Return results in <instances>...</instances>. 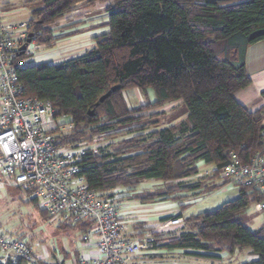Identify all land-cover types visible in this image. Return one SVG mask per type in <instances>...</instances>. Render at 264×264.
<instances>
[{"label": "trees", "instance_id": "trees-1", "mask_svg": "<svg viewBox=\"0 0 264 264\" xmlns=\"http://www.w3.org/2000/svg\"><path fill=\"white\" fill-rule=\"evenodd\" d=\"M79 3L107 4L102 27L108 30L94 38L95 46L61 64L28 65L18 74L25 96L50 100L55 117H67L74 125L66 144L135 127L133 138L115 151L86 148L80 176L90 189L101 194L117 188L136 191L144 180L160 181L164 190L135 199L172 201L183 211L188 194L200 197L227 184L209 188L203 181L220 177L232 154L243 163L259 152L264 155V105L250 111L235 97L252 83L246 55L250 46L264 42V0H40L28 27L33 42L55 43L54 27ZM30 57L22 53L19 60ZM129 89H152L157 99L130 109L124 97ZM176 102L186 106V118L143 138L146 128L136 125L164 115L157 111ZM201 162L217 172L187 182L199 175ZM237 187L238 198L214 211L176 216L183 218L178 234L162 237L151 231L156 247L191 250L202 259L250 249L258 259L246 264H264L263 230L251 231L239 218L251 204L259 207L261 195L251 186ZM67 224L83 233L91 227ZM17 264L27 263L20 259Z\"/></svg>", "mask_w": 264, "mask_h": 264}, {"label": "built area", "instance_id": "built-area-1", "mask_svg": "<svg viewBox=\"0 0 264 264\" xmlns=\"http://www.w3.org/2000/svg\"><path fill=\"white\" fill-rule=\"evenodd\" d=\"M29 22L9 20L0 15V189L30 192L39 207L61 222L91 224L82 241L96 255L83 256L76 264H143L138 256L156 251L153 233L127 236V228L115 201L89 188L80 176L86 148L63 149L55 145L58 130H72V123L55 117L48 99L27 97L18 71L27 60H19L27 42ZM32 44V43H31ZM31 44L24 54H31ZM217 172L212 168L210 173ZM209 174V173H208ZM224 186H251L261 195L264 212V155L259 152L247 163L232 154L231 163L220 172ZM223 187V188H224ZM172 220L169 225H177ZM264 233V226L262 228ZM41 264L33 247L24 239L0 232V264Z\"/></svg>", "mask_w": 264, "mask_h": 264}, {"label": "rangeland", "instance_id": "rangeland-1", "mask_svg": "<svg viewBox=\"0 0 264 264\" xmlns=\"http://www.w3.org/2000/svg\"><path fill=\"white\" fill-rule=\"evenodd\" d=\"M33 1L36 2L37 0ZM106 6L107 4H101L100 9L95 12L96 18L102 23H104L107 19ZM74 8V10L81 9L77 6H75ZM81 12L84 13V11L82 10ZM75 16L76 15L71 14L65 19H73L75 18ZM44 51L45 50L42 49L33 51L34 59L31 63H42L38 62V58ZM135 92L136 89H129L126 91V96L128 100H130V103L133 105V107H138L139 104L137 103V101L135 102V98L132 97L134 96ZM140 92L142 94L144 104L152 103L157 99L156 94L152 89H148L145 93L143 91ZM164 108H168V106H165ZM186 112V106L181 104L175 109H167L164 115L150 117V119H146L136 126L137 128H140V126L142 125L144 128H147L143 138L149 137L151 132L158 130V125H160L161 127H166L167 125L171 124L173 120L181 117ZM155 122H158V124L155 125ZM120 129L121 132L118 134L96 135L92 136L91 138L87 137L85 140L79 139L76 141H72L70 142V144H66L65 141L66 137L70 138L72 130H58L54 134V141L56 147L66 150L88 148L96 150L97 152L107 153L117 150L116 148L123 145L126 140L132 139L134 136L132 131L136 130L135 127ZM140 138L142 137H136V139ZM149 139L151 140V138ZM211 176L212 173H209L204 175L203 178ZM198 180L199 178L196 180H188L187 182H196ZM221 182L222 180L220 177H214L212 179L203 181V184L209 186V188H212L213 186L218 185ZM164 188L165 185L160 181L144 180L138 186L136 190L138 194L136 195L157 193L161 190H164ZM117 189L119 190V192L116 193V195H125L130 192L129 189L125 188ZM117 189L113 191H116ZM113 191H109L108 195H103V197L113 198L115 196ZM238 196L239 189L236 186L217 189L211 194H202L199 197V201H196L194 204L187 206V208L183 210L182 213L184 218H187L191 215H197L203 212H211L221 207L225 202L236 200ZM188 197L189 199L185 201L187 202V204L195 200V197L196 199H198L196 195L188 194ZM120 198L126 199L125 197ZM33 199L34 198L32 195L26 194L24 191L17 188L0 189V232L27 241L33 247L35 256H43V259H41L42 262L48 264H60L63 262V264H76L80 257H75V255L77 254V250L81 252H86V250H89L87 244L82 241L83 232L79 230V228L67 224V222H61L60 217H52L51 215H48L45 212L41 211L35 204ZM114 201H117V199H115ZM139 204L140 203H138V205ZM239 218L243 221L245 227L251 231L260 230L264 226V212L261 211L256 204H251L244 212L240 213ZM150 221L151 220H149L148 222L151 223ZM157 225H159V223ZM181 227H183V221L180 222V224L172 225L170 226V228L164 229V231H159L158 233L162 235V237H169L171 235L178 234L181 231ZM152 229L153 228H147L146 230L152 231ZM216 254L220 256V261H222V263L218 264H237L239 262H242V259H245L246 263H248V260L251 259L249 258L250 254H245V256H242L239 250L230 255L226 253ZM150 257H152L150 259L154 260L155 263L158 262V264H209L210 262L206 259L192 257V255H188V253H185L183 251H169L166 249H159L158 247L155 252L150 254Z\"/></svg>", "mask_w": 264, "mask_h": 264}, {"label": "crops", "instance_id": "crops-1", "mask_svg": "<svg viewBox=\"0 0 264 264\" xmlns=\"http://www.w3.org/2000/svg\"><path fill=\"white\" fill-rule=\"evenodd\" d=\"M39 3L40 0H37L36 2L33 0H0V15L9 20L30 22V20L33 18L32 13L37 9ZM100 5L101 4L90 6L86 3L77 4L76 6L80 7L81 9H76L71 13L72 15H76L75 18H67L69 20L63 19L58 23V25L54 27V36L58 38L55 43L47 46H39L36 45L35 42H32L30 46V48L32 49L30 54L31 57L26 59L28 62L27 66L43 63L58 65L68 59L81 56L86 51L92 49L95 46L94 38L96 36L102 35L103 33H106L108 30L107 27H102V22H100L96 18L95 12L100 9ZM81 10L84 11V13H82ZM38 49L45 50L38 58V62L42 63H31L34 59L33 51ZM246 68L252 80V83L246 89H243L235 94V97L237 101L244 105L247 109H249L250 111H256L264 105V42L256 43L248 48L246 55ZM124 97L128 107L130 109L135 108L130 103V100H128L126 92L124 93ZM132 97L135 98V102L137 101L139 106L145 105L140 90L136 89V92ZM180 105V102L172 103L167 105L168 108H163L158 111L166 113L167 109H175ZM186 116L187 113H184L181 117L176 118L172 121L171 124L167 125L166 127L180 123L186 118ZM61 121L64 123H68L69 118H62ZM158 127V129L165 128L161 127L160 125H158ZM143 134H145V132H143ZM199 168V175L190 177L186 181L203 178L204 175L212 171L211 166H206L202 162L199 164ZM118 192V189L116 191H113L115 196L111 199H117L115 203L119 210V215L127 228V236L129 237L140 236L142 234H145L146 231V233L151 232L146 230L147 228H153V232L164 231V229H168L170 228V226H172L169 225L170 221H183V218L174 219L179 214L183 215L178 203L172 201H155L154 203H142L139 200L135 199V196H137L136 194H138V192L136 191H130L125 195H116V193ZM102 195L107 196L108 192L105 194L103 193ZM120 197H125L126 199H121ZM197 198L198 199L195 198V200H193L191 203L187 204V202H185L182 204L188 206L192 205L196 201L200 200L199 197ZM138 203L140 204L138 205ZM149 220H151V223L148 222ZM158 223L159 225H157ZM239 251L242 256H245V254H250L249 258L251 259L248 260V262L256 261L258 259V256L253 254L250 249H242ZM185 253H188L189 255L195 254V252L191 250L185 251ZM200 254L205 255V253ZM94 255H96V252L93 249H89L88 251L86 250V252L77 250V254L75 255V257H93ZM209 256L210 258H206L207 261H210L209 264L222 263V261H220V256H218L216 253H211L209 254ZM39 258L43 259V256ZM150 258H152L150 257V255H141L137 257L138 261L143 264H158V262L155 263L154 260ZM245 263V259H242V262H239L237 264Z\"/></svg>", "mask_w": 264, "mask_h": 264}, {"label": "water", "instance_id": "water-1", "mask_svg": "<svg viewBox=\"0 0 264 264\" xmlns=\"http://www.w3.org/2000/svg\"><path fill=\"white\" fill-rule=\"evenodd\" d=\"M33 42V34H29V38L27 42L20 48L21 52L24 53V51L27 49V47ZM114 90V89H113ZM111 95V92L106 94L100 99V102H104L109 96Z\"/></svg>", "mask_w": 264, "mask_h": 264}]
</instances>
